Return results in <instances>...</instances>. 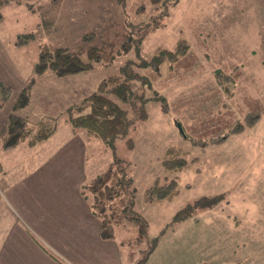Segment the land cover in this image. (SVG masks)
Returning a JSON list of instances; mask_svg holds the SVG:
<instances>
[{
  "label": "rangeland",
  "instance_id": "rangeland-1",
  "mask_svg": "<svg viewBox=\"0 0 264 264\" xmlns=\"http://www.w3.org/2000/svg\"><path fill=\"white\" fill-rule=\"evenodd\" d=\"M0 11L3 13L0 55L7 53L2 47H8L11 54L6 71L0 70V77L10 81L16 92L36 77L32 82L33 106L45 116H61L59 125L67 122L69 105L97 90L100 81L128 57L139 59L135 47L121 48L124 34L126 38V33L134 28L130 21L137 23L135 29L140 32L141 26L156 14L157 19L147 28L144 39L135 43L146 58L159 47L174 49L179 39L186 38L191 45L187 54L174 63L165 61L159 72L151 67H137L153 82V89L148 88L151 99L146 103L149 117L136 118L133 109H129V116L135 117L133 126L129 134L117 140L115 151L129 161L126 168L133 176L134 191L122 193L113 201L123 208L130 206L132 199L131 206L147 219L149 229L147 237L138 239V226L126 220L123 223L127 226L114 224V231L133 241L130 247H125L136 258L133 264L147 254L155 236H159V241L145 264H210L213 249L218 246L215 241L223 242L225 236L228 242L235 239L241 243L237 256L243 264H264V220L237 226L236 218L227 216L232 215L233 206H252L255 217L260 212L264 214V0H127L126 6L117 0H30L4 5ZM99 30L106 31L98 38L95 33L96 38L86 42L88 32ZM24 32L35 33V38L18 45L17 36ZM102 41L115 59L96 61L91 69L62 78L51 69L38 76L34 67L31 70V60L34 63L38 60L44 45L70 46L88 60L85 50L91 44L102 47ZM217 69L233 75L235 71L232 95L219 83ZM23 72L24 77L18 81V75ZM44 74L47 77L40 79ZM51 74L57 77L56 82L50 81L54 79ZM154 92L166 97L167 108L161 99H156L158 95H152ZM250 111L261 114L252 127L232 132L224 142H209L205 149L204 145L195 144V139L224 135L237 127ZM67 131L61 128L59 133ZM130 138L135 141L133 147L129 146ZM170 147L187 157L185 166L171 171L164 167V158L171 157L167 153ZM18 150L17 155L11 150L12 158L25 154L23 147ZM92 150L97 160L95 167L101 169L114 157L111 147L92 143ZM19 165L29 168L33 163ZM86 170L85 175L89 174L87 167ZM9 176L14 181L15 176ZM174 177L179 187L173 196L154 201L145 199L149 187ZM28 179L27 176L25 181ZM5 189L0 181V195ZM83 191L84 196H90L85 185ZM211 194H223V198L208 209L172 221L187 203ZM73 198L77 206L75 193ZM19 210L22 212L24 208ZM6 217L17 220V213L9 206H0V241L2 220H8ZM224 246L222 243L221 247Z\"/></svg>",
  "mask_w": 264,
  "mask_h": 264
},
{
  "label": "trees",
  "instance_id": "trees-1",
  "mask_svg": "<svg viewBox=\"0 0 264 264\" xmlns=\"http://www.w3.org/2000/svg\"><path fill=\"white\" fill-rule=\"evenodd\" d=\"M27 1L30 0H0V7L11 3L20 4ZM117 2L122 6H126L127 0H117ZM2 18L3 13L0 11V20ZM153 19H157L156 14L153 16ZM153 19L146 21L145 25L141 26L140 32L135 29L137 23L130 21V25L134 28L128 32L126 31V38L125 34L123 36L121 48L123 47L124 50H127L129 47L130 49L135 47L139 59L128 57L117 70L100 81L97 90L85 95L78 102L69 105L66 109L67 119L74 127H82L90 137L102 139L106 146L114 150V157L109 167L96 175L88 184H85V188L89 190L88 192L93 197L92 207L94 213L102 220L103 237H113L114 224L123 223L126 220L131 223L134 222L138 226V239H143L148 235V221L135 210L134 206H131L132 199L129 200L130 206H123V208L117 207L118 205L113 201L122 193L126 192L130 194L131 191H134L132 189L134 185L133 176L126 168L129 161L116 154L117 140L130 133L135 117L139 119L149 117L146 103L151 99L148 95V88H152L153 82L147 74L142 73L137 67H151L159 72L161 64L167 60L174 63V61L187 54L191 46L189 41L183 37L179 39L174 49L159 47L150 58L143 56L140 53L139 46H135V43L139 39H144V34L147 33V28L152 25ZM109 25L111 23L107 24V26ZM104 31L106 30L88 32L85 35L86 42L92 38L95 39V33L98 34L97 38L100 37L101 32ZM136 32H138L137 35H134ZM34 38L35 33L24 32L18 34L16 42L18 45H25L24 43ZM109 42L113 46L115 45L114 41L111 40ZM101 44H103L102 47L98 44H91L85 50L89 57L88 60L82 56L79 50L73 49L70 46L49 47L44 45L35 63V76L41 75L49 69L55 71L59 76L79 74L91 69L96 61L108 60L107 62H109L111 59H115L112 51L109 52L106 49L105 41H102ZM215 75L219 79V83L223 84L222 86L228 94L232 95L234 93V85L236 84L235 71L233 75L217 69ZM35 78L33 77L20 90L17 96L9 114L7 131L0 139V149H10L26 139H28L29 144L35 145L49 138L57 128L59 117L57 118L54 115H52L53 117L43 116L33 122L29 121L27 115L23 112V108L31 103L32 82H35ZM12 94V87L0 79V109L5 106ZM152 95H158L156 99H161L164 107L167 108L168 102L165 96L157 94V92H154ZM131 108L135 112V117L129 116V109ZM260 118L261 114L259 111H250L244 119H240L237 127L231 128L224 135H218L210 139H195V144H202L204 145L202 148L205 149V146L209 142H224L232 132L241 131L248 126H253ZM134 143V139L130 138L129 146L133 147ZM167 153L171 154V157H165L163 165L168 171L180 169L188 163L187 157L182 152L178 153L174 147H170ZM1 171L2 166L0 163ZM178 187L179 181L175 177L166 179L162 183L157 181L146 190L145 199L147 201H154L173 196L177 192ZM222 198L223 194L202 195L180 208L172 221L175 222L192 216L198 210L208 209ZM109 206H111V209H109ZM158 239L159 236H155L147 254L137 264H145L155 249L159 241ZM130 242L133 241L131 240Z\"/></svg>",
  "mask_w": 264,
  "mask_h": 264
},
{
  "label": "crops",
  "instance_id": "crops-1",
  "mask_svg": "<svg viewBox=\"0 0 264 264\" xmlns=\"http://www.w3.org/2000/svg\"><path fill=\"white\" fill-rule=\"evenodd\" d=\"M2 49L7 51L6 54L0 55V70L5 72L11 54L8 47ZM35 63L31 60V70ZM26 71L29 75L30 71ZM8 77L16 81L14 77ZM23 77L24 72L18 75V81ZM46 77L44 74L40 79ZM53 77L50 81L56 82L57 77ZM0 79L12 86L7 79ZM19 92L20 90L16 92L13 89L11 98L0 109V139L7 131L9 114ZM48 92L50 90L44 93ZM33 95L32 91V97ZM33 105L31 100V103L23 108V112L29 121L35 122L45 115L40 114L39 109H35ZM66 121L68 123L62 125L58 123L49 138L35 145L29 144L26 139L10 149H0V181L2 189L6 188L5 193L0 195V206H9L17 213V220L10 221L8 217L5 218L8 220H2L0 264H133L136 258L131 255L129 248H125L132 245L127 240L130 237L118 236L116 230L113 237H103L102 220L94 213L92 207L93 197L91 194V197L83 194L84 185L110 165L108 163L104 169L95 167L97 160L92 143L98 147L109 146H106L102 139L99 140L103 144H99V140L90 137L83 128H76L68 119ZM61 128L68 131L59 133ZM22 147L25 154L12 158L11 150L17 155L18 149ZM28 162L33 163L32 167L19 165ZM86 167L89 174L85 175L83 173L87 172ZM10 174L15 176L14 181L11 180ZM25 176L29 177L26 181ZM13 183L15 184L12 185ZM74 193L78 196L77 206L73 198ZM1 201H5L4 204L1 205ZM22 208L24 210L21 212L19 209ZM252 209L255 210L252 206H233L232 215L227 216L230 219L236 218L234 223L237 226L243 222L248 224L258 219L264 220V214L260 211L257 217L253 216ZM121 224L127 226L126 223ZM216 226L218 227V223ZM215 242L218 246L213 249L210 264H243L242 258L237 256L240 242L235 239L228 242L227 236L223 242ZM222 243L225 244L224 247H221Z\"/></svg>",
  "mask_w": 264,
  "mask_h": 264
},
{
  "label": "water",
  "instance_id": "water-1",
  "mask_svg": "<svg viewBox=\"0 0 264 264\" xmlns=\"http://www.w3.org/2000/svg\"><path fill=\"white\" fill-rule=\"evenodd\" d=\"M177 126H178L179 130H180L184 135H186V134H185V131H184V129H183V127H182V125H181L180 122H177Z\"/></svg>",
  "mask_w": 264,
  "mask_h": 264
}]
</instances>
